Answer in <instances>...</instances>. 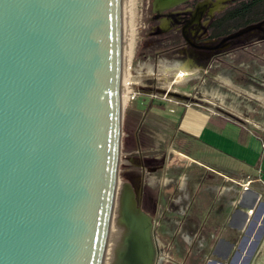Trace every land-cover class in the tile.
Instances as JSON below:
<instances>
[{
  "label": "water",
  "instance_id": "1",
  "mask_svg": "<svg viewBox=\"0 0 264 264\" xmlns=\"http://www.w3.org/2000/svg\"><path fill=\"white\" fill-rule=\"evenodd\" d=\"M153 1V11L165 10ZM263 22L201 47L223 48ZM120 61V0H0V264H102ZM124 183L147 222L140 237L119 218L124 234L113 264H159L150 217Z\"/></svg>",
  "mask_w": 264,
  "mask_h": 264
},
{
  "label": "rangeland",
  "instance_id": "2",
  "mask_svg": "<svg viewBox=\"0 0 264 264\" xmlns=\"http://www.w3.org/2000/svg\"><path fill=\"white\" fill-rule=\"evenodd\" d=\"M190 1L193 0L183 1L157 13L151 9V0H127L128 18L125 27L123 23L121 42L124 43L125 36L128 38V57H124L128 59L126 76L133 79L132 89L136 93L131 100H125L121 107L116 200L112 218H109L111 236H108L107 263L104 264L115 262L122 245L124 226L119 218L125 206L122 203L119 212H116V197L119 186L124 182L133 189L137 206L150 217L158 256L161 257L159 264H206L208 260L213 261L209 264H215V241L210 239L209 234L197 232L199 225H210V222L202 223L205 216H212V212L206 208L207 200L198 197V204L195 205L198 207L197 214L192 212L188 216L167 212L161 201L153 216L150 196L164 187L160 184L162 180H156L153 173H146V168L139 175L135 166L138 150L144 155V166L149 160L147 155L153 153L155 147V152L167 154L176 134L177 122L179 125L178 116L183 115L186 109L189 110L185 117L193 115L190 110H196L223 120L219 123L223 128L215 130L212 135L206 129L197 133L214 146L220 144L228 150L227 138H233L234 133L240 131L242 134L236 138L238 143L230 146L231 151L247 154L244 144L248 145L252 137L263 143L257 154L248 156V162L254 168H259L261 173L245 170L238 164L234 171L237 182L260 175L264 179V22L259 29L234 39L232 44L219 51L201 50L188 43H201L207 20L233 0H208L198 18L192 21L188 20L191 9H187V2ZM175 64L186 65L188 73L176 72L173 69ZM177 135L179 138L173 142L190 144V141L181 140L180 134ZM172 148H175L174 143ZM198 156L206 163L222 162L220 156L209 147H203ZM169 159L168 165L185 163L173 153ZM193 172L190 170L184 174L181 171L179 178L189 177ZM179 178L178 183L183 181ZM153 182L154 189L151 188ZM235 188L241 186L236 185ZM178 193L182 197L185 191ZM183 203H187L190 209L191 198H184ZM177 210L180 212V208ZM183 211H186L184 207ZM207 219L210 220L209 217ZM214 236L217 239L218 234L214 233ZM158 256L153 253L152 263Z\"/></svg>",
  "mask_w": 264,
  "mask_h": 264
},
{
  "label": "flooded vegetation",
  "instance_id": "3",
  "mask_svg": "<svg viewBox=\"0 0 264 264\" xmlns=\"http://www.w3.org/2000/svg\"><path fill=\"white\" fill-rule=\"evenodd\" d=\"M207 1L208 0H193L187 2L189 6L187 9H191L188 20L192 21L194 19H197L199 14L202 12V10H204V8L207 6ZM202 5H204L203 8H201ZM212 17H210L206 22L204 28L205 35L201 43L197 44V43L189 42L188 44L191 47L199 48L201 50H206V51L209 50V52H216L221 49V48L205 49L201 47L204 45L211 46L217 44L219 40L222 38V37L221 38L207 37L206 26ZM233 41L234 39H232L229 42V44L230 43L232 44ZM208 42H213V43L209 44ZM180 116L181 115L178 116V121H180ZM177 127H178V122H177ZM175 133L176 134L171 140V143L172 144L174 143L175 148H172V144H171L167 154H165V152L163 151H160V153L155 152L157 151V148L155 147L154 148L155 151L147 155L149 157V160L146 166H144V164L146 163H144V161L142 160V156L144 155H141L140 150H138L139 152L136 153L138 162L135 163V166H136V170L139 172V175H141V173L144 172V169L146 168L147 169L146 173H153L156 180L160 178V180H162L160 184L164 186V187H160L157 191H155V193H153L150 196L151 208H152L151 215L153 216L156 215L158 203H160L161 201L164 202L165 205L164 208L169 213L174 214L175 212H178L180 214H184V216L186 215L188 216V214L192 212H196L197 214L198 207H195V205L198 204L197 198L202 196L207 200L206 208L207 211H209L210 213L212 212V216L210 215L205 216V221L202 223L206 224L210 222V225H206V226L199 225L197 232L201 234L202 233L209 234L210 239L216 241L214 233L218 232L219 217L221 215H225L226 212L229 211L231 205L233 204L234 189H235L234 188L235 173L230 167V165L226 162L206 163L203 161L202 158H199L198 153H202L203 145H204V142L202 138H200V136L186 134L183 131L178 130V128H176ZM177 134L181 135L180 136L181 140L185 139L186 142L190 141V144L184 143V145H181L179 143L173 142L174 139L179 138V135ZM171 153L182 158L181 160L184 161L185 163L183 165H178L175 162L174 165L173 164L168 165L169 163L168 161H170L169 155ZM190 170H194L195 172H193L192 175L189 177L187 176L180 177L183 181L178 183L179 173L183 171V173L186 174V172ZM167 174L168 177L165 178ZM151 188L152 189L155 188L154 182ZM182 190L185 191V194H182L181 197L178 191H182ZM189 197L191 198V202L193 203V204L191 203L192 205L190 204L189 207L190 209H188L187 203H183V199ZM183 207L186 210L185 213L183 211ZM177 208H180V212L177 210ZM208 217L210 218L209 221L207 219ZM213 250H214L213 253H217V254L219 253V251L215 250L214 243H213ZM223 252L225 251H222L220 253Z\"/></svg>",
  "mask_w": 264,
  "mask_h": 264
},
{
  "label": "crops",
  "instance_id": "4",
  "mask_svg": "<svg viewBox=\"0 0 264 264\" xmlns=\"http://www.w3.org/2000/svg\"><path fill=\"white\" fill-rule=\"evenodd\" d=\"M188 110L181 114L178 130L189 135H197L198 132L206 129L212 135L215 130L223 128L219 125L223 120L196 110H190L193 115L185 117ZM241 132L234 133L233 138H227L228 150L220 144L214 146L208 139H203L204 137L203 147L213 149L222 162L228 163L233 171L238 164L245 170L261 173L259 168H254L248 161L250 154H257L263 143L255 141L252 137L248 145L244 144L247 154L241 155L231 151L230 146L233 147L238 143L236 138H239L238 134H242ZM246 181L248 184L245 187L242 183ZM236 185L241 188L236 189ZM235 187L233 204L225 215L219 217L218 237L214 242V248L219 253H214L217 259L214 262L215 264H264V179L261 175L241 182L235 179ZM222 251L225 252L220 253Z\"/></svg>",
  "mask_w": 264,
  "mask_h": 264
},
{
  "label": "bare ground",
  "instance_id": "5",
  "mask_svg": "<svg viewBox=\"0 0 264 264\" xmlns=\"http://www.w3.org/2000/svg\"><path fill=\"white\" fill-rule=\"evenodd\" d=\"M152 8L155 10L166 9L167 8L166 7V0H154L153 4H152ZM127 18H128L127 0H120V29H121V34H123L122 32L124 31L125 20H127ZM123 23H124V27H123ZM121 40L123 41V39H121ZM125 56H126V58L128 57V38L126 39V36L124 38V43L121 44L120 83H119V93L121 91V93H120V107L123 106V104L126 100V95H125L124 90L122 92V85L124 84V77L126 76V67H127V62H128V59H126V58H125L126 60L124 59ZM173 69L176 72L188 73L187 67L184 64H175V65H173ZM120 87H121V90H120ZM116 186H117V181L115 182V191H116ZM115 191H114L113 201H112V205H111L110 219L112 218V211H113L114 199H115ZM116 198H117V202L115 201L117 204L116 212H119L120 207L123 203L125 206V209L123 210L121 217H123L125 215V217H127L129 219L130 231H132L133 227H135V229H138V232H140V234H141L140 237H143V233H144L143 227H144L145 223L147 222V217H146V215H144L143 213L138 211V209L134 206V203H133L134 201L132 200V197H131L130 191H129V187L126 183H122L119 186V194H118V197H116ZM110 219H109L108 228H107L102 264H104V262L107 263V261L105 259V255H107L106 254V251H107L106 246H107V242H108V236H109V238L111 236L109 234L110 226H111Z\"/></svg>",
  "mask_w": 264,
  "mask_h": 264
},
{
  "label": "trees",
  "instance_id": "6",
  "mask_svg": "<svg viewBox=\"0 0 264 264\" xmlns=\"http://www.w3.org/2000/svg\"><path fill=\"white\" fill-rule=\"evenodd\" d=\"M264 18V0H233L207 23V37L221 38ZM167 34H161L166 36Z\"/></svg>",
  "mask_w": 264,
  "mask_h": 264
},
{
  "label": "built area",
  "instance_id": "7",
  "mask_svg": "<svg viewBox=\"0 0 264 264\" xmlns=\"http://www.w3.org/2000/svg\"><path fill=\"white\" fill-rule=\"evenodd\" d=\"M133 85H134L133 79L129 75L125 76L124 77L123 90H124L125 95H126V101L131 100L133 98V95L136 93L132 89L133 88ZM243 184L246 187V184H248V182L246 181Z\"/></svg>",
  "mask_w": 264,
  "mask_h": 264
}]
</instances>
